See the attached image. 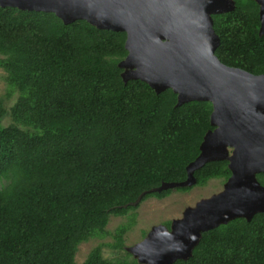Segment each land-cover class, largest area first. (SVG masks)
I'll return each instance as SVG.
<instances>
[{"label": "trees", "instance_id": "16d2710c", "mask_svg": "<svg viewBox=\"0 0 264 264\" xmlns=\"http://www.w3.org/2000/svg\"><path fill=\"white\" fill-rule=\"evenodd\" d=\"M212 17L219 59L264 72L258 3L235 0L232 10ZM125 38V31L85 19L64 23L51 11L0 6V66L18 91L6 125L0 99V264H136L129 252L104 257L100 244L81 263L75 252L104 232L111 214L137 205L122 204L186 178V165L214 127L212 103L176 105L170 87L156 92L139 78L124 81L118 62ZM227 164L206 161L193 172L195 184L225 181ZM256 177L264 185V171ZM171 190L147 191L141 200ZM126 229L117 227L113 246H122ZM172 264H264V211L202 231L191 255Z\"/></svg>", "mask_w": 264, "mask_h": 264}, {"label": "water", "instance_id": "95a60500", "mask_svg": "<svg viewBox=\"0 0 264 264\" xmlns=\"http://www.w3.org/2000/svg\"><path fill=\"white\" fill-rule=\"evenodd\" d=\"M259 34H264V0ZM0 6L54 12L64 23L85 19L98 28L126 32V55L118 62L124 81L139 78L156 92L172 88L176 105L190 100L212 103L210 124L199 154L186 165V178L163 181L142 191H160L196 182L194 170L206 161L226 159L231 173L221 190L188 205L170 225H153L126 246L136 264H172L188 258L202 231L264 211V72L223 63L215 54L219 36L212 14L232 10L235 0H0Z\"/></svg>", "mask_w": 264, "mask_h": 264}, {"label": "rangeland", "instance_id": "374dc122", "mask_svg": "<svg viewBox=\"0 0 264 264\" xmlns=\"http://www.w3.org/2000/svg\"><path fill=\"white\" fill-rule=\"evenodd\" d=\"M17 95V89L8 84L6 72L0 66V99H2L3 106L7 109L6 114L1 119L3 125L12 121L9 107L15 101ZM1 183L2 180L0 179ZM223 183L222 178L214 177L208 179L204 184H191L185 190L174 189L177 186L170 187L172 190L162 197L151 195L140 200L135 208L124 214H111L104 232L78 244L75 252L76 262L81 263L86 258L89 250L98 244L101 245V253L104 257L126 256V252H128L126 246L140 241L153 225L161 223L167 225V222H171L173 218L180 217L186 206L193 205L201 197L209 196L221 190ZM121 224H126L127 229L122 235V246L115 247L111 243L115 240L114 234ZM131 257H133L132 254Z\"/></svg>", "mask_w": 264, "mask_h": 264}]
</instances>
